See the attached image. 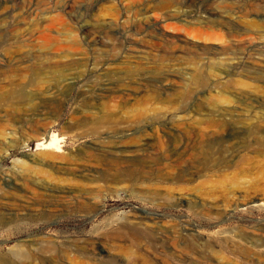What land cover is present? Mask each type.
<instances>
[{
    "label": "rangeland",
    "instance_id": "obj_1",
    "mask_svg": "<svg viewBox=\"0 0 264 264\" xmlns=\"http://www.w3.org/2000/svg\"><path fill=\"white\" fill-rule=\"evenodd\" d=\"M159 1L0 0V264H264V0ZM114 148L118 172L67 168Z\"/></svg>",
    "mask_w": 264,
    "mask_h": 264
},
{
    "label": "bare ground",
    "instance_id": "obj_2",
    "mask_svg": "<svg viewBox=\"0 0 264 264\" xmlns=\"http://www.w3.org/2000/svg\"><path fill=\"white\" fill-rule=\"evenodd\" d=\"M171 5H172V1H170V0H161V1L158 2L157 9L158 8L159 9H168V8H170ZM250 6H251L250 10H253V6L254 5L250 4ZM155 11H156V1H155L154 5L152 7L148 8V9H145V12L141 11L139 13V15H144L145 14V16H143L142 22L144 24H146L149 28H154V31L156 30V27L152 25V23L150 21V15H146V14H148V12H155ZM245 12L248 13L249 11L246 9ZM248 24H254V23L251 22V21H248ZM145 30H146V28H145ZM139 47H141V46H139ZM230 47H232V45H230ZM238 49L242 50L244 48L238 47ZM142 52H147V51H142ZM128 79L130 80V82L126 84L127 91H125V93L120 96L121 97V101L120 102H125V101L129 100V98H132V97L137 98L138 96L134 95L135 93L139 94L140 92H146L145 93L146 94V98L143 99V104L145 106L143 108L137 109L134 112V114L129 115L128 118L125 119L126 121L124 122V124L122 126H124L126 123H130V125L134 126V129H136L134 131V133H133L134 135L135 134H142L143 135L145 130L148 127L152 128V125H149V124H152L151 122L154 119L152 117H151L150 120H147V119L149 118V115H151V112L155 111V107H156V89H154L152 87H147L146 83H141V82H137L134 85V82L132 80V75L131 74L128 75ZM199 81H201L202 84L201 83H200V85L198 84L199 85L198 89H201V87H203L205 85V83H203V81H205V78H204L203 75L200 77ZM153 86L156 87V81L155 80H153ZM144 87L145 88L146 87L149 88V91L145 90V89H144L145 91H140ZM103 94L106 95V92H104ZM104 95H100V96H104ZM186 95H187V97H189L190 93L188 92V93H186ZM212 125H217V123H214ZM107 126H111V122H109ZM127 126H129V125H127ZM186 133H188V132L186 131ZM132 141L134 143L139 144L138 148L135 150V153L138 154V159L141 158L139 161L135 162V164H133L132 167H133V169L141 170L142 169L141 163L144 160L153 159L152 161H154L156 159L155 158L156 157V144L152 145L149 142L138 143V142H136V139H132ZM162 142H163L162 143L163 146L160 147V149L161 150H165V148H166V146H168V144L166 145L164 141H162ZM169 143L171 145H173V146H178L179 144H186L187 140L186 139L182 140V138H180L179 136H175L173 139L170 140ZM204 145H205V143L203 141H196L195 147H196V149L198 151L187 152L186 154H184L188 158V161L194 163V161L199 160L200 157L204 155L203 152H202V149H203ZM180 153H182V155H183L182 151ZM122 154H123V151L120 152V150H117L116 148H114L112 150H107V151L105 150V152H102V153H93V154H88L86 151L80 149V150H78L76 152L75 155L72 156L71 154H69V155L65 156L64 158L68 160L67 168H69L71 170H76V171L85 170V169H83V168H85V165L83 163H80V161L82 159H84L85 158L84 156L86 155L88 161H91V162L94 163L92 165H95L97 168L102 169V170H106V171H110V172L113 171V173H114V172H118V169L120 170L121 167L123 166V164L125 165L126 163H129L128 161L122 159V157L120 156ZM177 155L179 156V154H177ZM181 157L180 156L177 157L176 160H175V163H178L179 165H182L183 161H182ZM89 164H91V163H89ZM129 166H131V165H129ZM87 170H89V169H87ZM87 170H85V171H87ZM87 172H89V171H87ZM70 191L71 190L68 189L67 192H65V193H70ZM136 235L137 234H135L134 232L131 234L132 238L135 241L134 245L137 248V251L135 253H133V254L137 255V256H135L136 259H139V258L143 257L141 250H142V248L146 247V244H144V241L142 240V237H139V235H137L138 236L137 237ZM117 249L119 251H121L122 253H130L131 250H132L131 247L126 246V245H117ZM15 260L17 262H19V263L23 262V264H25V262H26V259L20 257L19 255H16Z\"/></svg>",
    "mask_w": 264,
    "mask_h": 264
}]
</instances>
